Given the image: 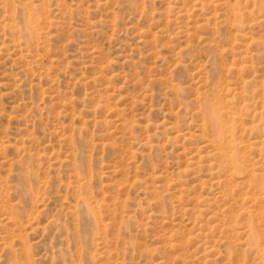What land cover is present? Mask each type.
Here are the masks:
<instances>
[{"label":"rangeland","instance_id":"obj_1","mask_svg":"<svg viewBox=\"0 0 264 264\" xmlns=\"http://www.w3.org/2000/svg\"><path fill=\"white\" fill-rule=\"evenodd\" d=\"M0 264H264V0H0Z\"/></svg>","mask_w":264,"mask_h":264}]
</instances>
